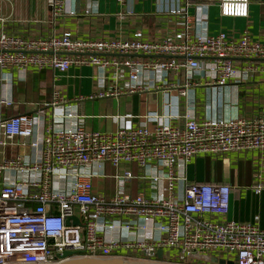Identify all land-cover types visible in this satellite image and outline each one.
I'll return each instance as SVG.
<instances>
[{
    "label": "built area",
    "instance_id": "obj_1",
    "mask_svg": "<svg viewBox=\"0 0 264 264\" xmlns=\"http://www.w3.org/2000/svg\"><path fill=\"white\" fill-rule=\"evenodd\" d=\"M46 3L54 17L64 13L62 0ZM199 7L198 0H182L169 8L166 15L179 20L177 30L160 38H144L141 32L130 39L93 40L69 31L47 39L0 33V69L67 73L89 67L111 75L114 87H98L89 99L119 98L123 93L116 83L124 77L125 92L134 93L142 90L145 76L156 80L183 73L178 95L185 97L194 71L209 76L206 85L223 86L236 73L233 59H264V40L198 31ZM218 8L221 17H248V0H219ZM59 103L64 101L54 92L52 105ZM0 104L12 106L6 98ZM62 118L75 116L65 111ZM113 118L117 128L102 132L63 126L53 116L43 138L28 143L39 152L37 158L18 155L0 162V264H57L77 257L157 261L158 250L176 253L169 264H264V229L226 220L231 188L191 184L177 174L200 155L264 152V115L196 121L184 114L182 126L159 117L152 127L133 125L129 115ZM34 126L28 115L0 119V146L31 138ZM152 162L166 171L141 177L150 194L124 191L133 175L119 168L144 170ZM107 164L118 170L111 197L96 190ZM91 168L95 172H82ZM9 172L13 180L4 178Z\"/></svg>",
    "mask_w": 264,
    "mask_h": 264
},
{
    "label": "crops",
    "instance_id": "obj_2",
    "mask_svg": "<svg viewBox=\"0 0 264 264\" xmlns=\"http://www.w3.org/2000/svg\"><path fill=\"white\" fill-rule=\"evenodd\" d=\"M62 1L64 13L54 17L46 0H0V33L23 39H47L69 31L77 39L93 40L130 39L141 32L144 38H160L177 30L179 20L166 15V11L182 4V0ZM198 3L202 23L197 30L201 33L224 32L232 38L246 34L253 41L264 40V0H248V17L244 19L221 17L219 0H198ZM189 14L194 15L195 8H190ZM232 63L236 73L223 86L206 85L209 76L205 72H192L194 85L185 97L178 95L183 73L180 77L158 76L156 80L145 76L142 90L134 93L125 92L127 79L124 77L116 83L123 93L119 98L89 99L98 87L105 90L114 87L111 75L104 76L101 70L89 67L72 68L67 73L49 69H30L26 73L0 69V100L6 98L12 103V106L0 104V119L15 115L35 118L31 138H17L6 147L0 146V162L18 155L37 158L39 152L28 143L43 138L53 116L63 126L111 132L118 126L113 118L117 115H129L133 125L148 127L159 117L182 126L184 114L196 121L252 119L264 115V59H233ZM54 92H58L64 103L52 105ZM65 111L72 112L75 118L63 119ZM1 135L0 130V139ZM91 169L82 172H95V168ZM125 169L131 170L133 180L123 190L147 195L151 187L141 177L166 171L153 162L144 170L131 165L121 166L119 171ZM117 171L109 164L105 166V180L96 189L99 193L106 197L116 193ZM177 174L184 175L191 184L228 185L231 194L226 220L264 229V152L200 155L188 162L185 170H177ZM4 178L13 180L15 175L9 172ZM139 236L149 237L148 234ZM175 255L172 250H163L162 261L171 262ZM231 263L222 260L214 264Z\"/></svg>",
    "mask_w": 264,
    "mask_h": 264
},
{
    "label": "water",
    "instance_id": "obj_3",
    "mask_svg": "<svg viewBox=\"0 0 264 264\" xmlns=\"http://www.w3.org/2000/svg\"><path fill=\"white\" fill-rule=\"evenodd\" d=\"M157 259V261H127L119 258L77 257L57 264H169L162 261V250L157 251Z\"/></svg>",
    "mask_w": 264,
    "mask_h": 264
}]
</instances>
